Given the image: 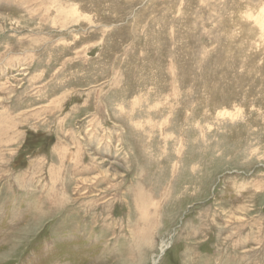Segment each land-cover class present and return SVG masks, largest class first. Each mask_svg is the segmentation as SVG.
Instances as JSON below:
<instances>
[{"label": "rangeland", "instance_id": "rangeland-1", "mask_svg": "<svg viewBox=\"0 0 264 264\" xmlns=\"http://www.w3.org/2000/svg\"><path fill=\"white\" fill-rule=\"evenodd\" d=\"M264 0H0V264H264Z\"/></svg>", "mask_w": 264, "mask_h": 264}, {"label": "bare ground", "instance_id": "bare-ground-1", "mask_svg": "<svg viewBox=\"0 0 264 264\" xmlns=\"http://www.w3.org/2000/svg\"><path fill=\"white\" fill-rule=\"evenodd\" d=\"M263 17H264V12H263ZM166 242L163 241L160 245V249H161V254L158 257H154L152 264H159L161 261V258L164 256V254H166V252L168 251V245L165 244Z\"/></svg>", "mask_w": 264, "mask_h": 264}]
</instances>
